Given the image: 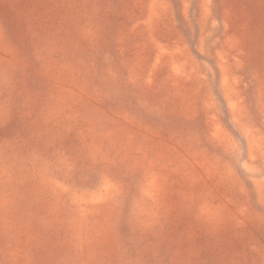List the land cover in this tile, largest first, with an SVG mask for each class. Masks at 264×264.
Returning <instances> with one entry per match:
<instances>
[{
  "label": "rangeland",
  "instance_id": "374dc122",
  "mask_svg": "<svg viewBox=\"0 0 264 264\" xmlns=\"http://www.w3.org/2000/svg\"><path fill=\"white\" fill-rule=\"evenodd\" d=\"M0 264H264V0H0Z\"/></svg>",
  "mask_w": 264,
  "mask_h": 264
}]
</instances>
